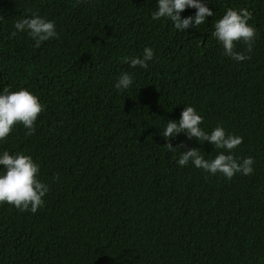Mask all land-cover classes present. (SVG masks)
<instances>
[{
    "label": "trees",
    "instance_id": "1",
    "mask_svg": "<svg viewBox=\"0 0 264 264\" xmlns=\"http://www.w3.org/2000/svg\"><path fill=\"white\" fill-rule=\"evenodd\" d=\"M202 2L214 15L183 32L152 19L157 0H0V92L26 88L45 109L35 134L16 125L0 154L30 155L49 187L35 213L0 204V264H264V0ZM230 7L247 8L257 30L241 62L212 36ZM33 12L58 33L39 48L11 36ZM145 47L147 68L125 62ZM186 106L205 132L243 138L232 154L254 159L251 175L178 165L180 151H224L185 133L168 141L175 152L163 147Z\"/></svg>",
    "mask_w": 264,
    "mask_h": 264
},
{
    "label": "clouds",
    "instance_id": "2",
    "mask_svg": "<svg viewBox=\"0 0 264 264\" xmlns=\"http://www.w3.org/2000/svg\"><path fill=\"white\" fill-rule=\"evenodd\" d=\"M188 7L196 9L195 15L181 18L180 13ZM213 15V11L202 0H157V10L152 13V19H170L175 29L185 32L189 27L204 24L206 17ZM3 19L0 16V20ZM251 19H253L252 14L247 8L235 10L230 7L214 24L212 36L222 45L224 55L237 62L251 59L250 55L245 54L252 52L257 37L256 28L249 23ZM14 28L16 31L11 33L12 37H15L17 32H26L35 41L36 48H39L42 42L58 38L55 23L34 12L28 17L17 20L14 23ZM239 42L246 45L243 52L236 50ZM153 58V49L145 47L142 58L129 59L125 57L124 60L126 63H130L131 67L147 68V62ZM132 83V75L125 72L121 74L115 88L123 91L128 89ZM44 110V105L40 102L39 97L28 89L20 88L10 91L9 87H5L0 92V141L5 140L18 124L27 129L25 136L34 135L35 122ZM202 123L203 117L194 107H184L178 122L167 121L166 128L161 133L166 140L163 147L167 151L175 152L182 145L174 148L168 141L179 133H185L189 139L207 141L216 149L224 151L218 153L212 160L205 159L202 151L198 148L180 151L178 165L183 167L191 162L195 167L211 175L220 173L227 179L233 178L237 173L251 175L254 159L252 157L238 158L232 154L233 150L243 142V138L227 133L220 125H217L210 133L205 132L200 127ZM53 158L56 160V155ZM0 166L3 169L0 172V204H9L20 212H37L44 205V197L49 191L48 185L39 179V165L30 155L23 152L10 154L5 150L0 154Z\"/></svg>",
    "mask_w": 264,
    "mask_h": 264
}]
</instances>
